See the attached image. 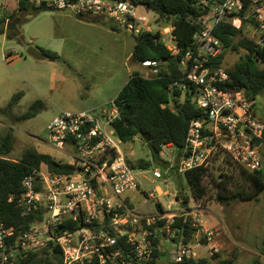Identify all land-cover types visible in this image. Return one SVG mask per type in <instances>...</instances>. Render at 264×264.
Returning <instances> with one entry per match:
<instances>
[{
  "label": "built area",
  "instance_id": "2783aa9c",
  "mask_svg": "<svg viewBox=\"0 0 264 264\" xmlns=\"http://www.w3.org/2000/svg\"><path fill=\"white\" fill-rule=\"evenodd\" d=\"M144 1L52 0L51 5L80 16L105 14L114 25L138 35L154 31L138 14L139 7H146ZM198 3L204 11L201 28L193 45L178 61L182 74L169 83L172 99L162 104L180 107L189 95L194 106L202 111L189 124L185 146L179 154V171L210 168L225 157L248 170L262 168L260 146L249 132L263 143L264 125L255 118L254 101L243 90L228 86L231 77L227 67L224 61L217 62L227 48L213 30L217 23L229 22L264 47V0ZM173 29L170 25L159 31L162 36H169L162 40L176 54L180 49ZM142 65L149 72H158L157 61L148 60ZM118 114L114 103L100 112L61 110L48 124L47 143L69 155V163L76 170L60 174L42 167L23 179L20 196L11 195L9 200H17L23 215L42 211V218L32 220L15 236V227L8 226L0 214V264H18L21 257L40 250L50 241L62 250L60 264H146L154 259L157 239L164 252L168 243L173 245L170 252L176 262L201 257L194 251L197 246L205 245L209 256L220 252L217 232L205 227V207H182L178 192L167 207L158 200L162 209L155 212L143 214L134 209L132 194L141 190L140 175L154 182L163 178V168L131 166L122 151L124 142L112 124ZM143 193L148 200L157 199L156 193L163 194L157 186ZM175 204L179 207L174 210ZM178 218L190 221V240L177 225ZM67 222H78V226L64 228Z\"/></svg>",
  "mask_w": 264,
  "mask_h": 264
},
{
  "label": "rangeland",
  "instance_id": "374dc122",
  "mask_svg": "<svg viewBox=\"0 0 264 264\" xmlns=\"http://www.w3.org/2000/svg\"><path fill=\"white\" fill-rule=\"evenodd\" d=\"M46 1L52 3V0ZM17 4V0H0V22L13 15ZM138 14L141 21L150 25L154 31L165 25L163 21L158 22L157 15L144 6L138 8ZM95 16L78 18L69 9L26 13L23 18L11 19V22L20 19L16 30L22 35L23 41L0 34V108L6 107L16 93H23L10 112L0 111V135L12 131L15 136L10 157L19 159L25 149L34 147L58 160L71 161L69 155L47 143L48 124L53 118L61 110L81 111L90 99V93L106 91L102 87L107 83L113 85L110 92H115L117 87L124 86L134 71L145 76L154 74L149 72L148 67L132 59L135 34L116 25L117 28H112L107 16H101V20L107 24L96 21L93 19ZM244 34L249 35L246 32ZM163 38L168 40L169 36L163 35ZM30 47L56 52L59 58L51 60L47 57H35L29 52ZM242 56L243 51L229 50L224 65L231 67L240 62ZM39 99L45 104L36 116L17 119ZM255 102V118L264 125V91L256 97ZM97 111L100 112V109ZM121 147L131 164H138L143 158L152 159L147 141L141 137L124 142ZM259 148L264 172V141ZM178 155L177 147L165 145L161 160L152 165L161 167L163 163L170 164L168 170L162 169L163 178L151 182L140 175L141 190L132 194L137 212L147 214L157 211L158 200L167 207L180 190H184L188 196L190 207L198 204L185 173L180 172L178 165L174 163ZM222 160L215 161L209 168L215 175L230 171L231 165ZM149 175L152 177V171ZM155 186L163 194L156 193L155 200L146 199L143 191H149ZM210 189L213 197L205 201V205L208 204L210 215L216 217L221 224L220 229H215L220 236L219 257H234L235 264H264V191L257 199L234 200L227 204L216 201L214 186ZM178 207L179 204H175L172 209ZM205 220L212 222L213 219L208 215ZM171 248L173 245L168 243L165 253L157 260L158 264H177L172 258ZM194 251L201 257L209 256L205 245L195 247Z\"/></svg>",
  "mask_w": 264,
  "mask_h": 264
},
{
  "label": "trees",
  "instance_id": "16d2710c",
  "mask_svg": "<svg viewBox=\"0 0 264 264\" xmlns=\"http://www.w3.org/2000/svg\"><path fill=\"white\" fill-rule=\"evenodd\" d=\"M18 6L11 17L23 18L26 13L36 14L40 11L55 9L47 1L36 3L34 0H17ZM76 1V0H69ZM248 3V2H246ZM144 5L157 15V21L164 22V27L172 25L173 33L179 53L168 50L162 40L159 30L143 32L135 36L136 43L132 53V59L138 63L145 61H157L158 72L152 76H145L139 71L132 72L128 81L114 99L119 114L113 120L117 136L128 142L141 137L143 133L150 134L147 142L151 160L141 159L138 164H131L134 168L148 169L153 163L161 160V152L165 145L171 144L178 148V154L185 146L187 130L192 119L202 112L196 108L188 95L180 107H162L172 99L169 91V83L174 77L182 74L178 61L186 49L194 43L195 35L200 30V20L204 16L201 4L198 0H145ZM113 28H117L113 25ZM213 33L227 48L226 53L217 61L225 60L229 50L243 51L241 61L228 67L231 77L228 86L231 89L243 90L251 100L264 91V47L257 45L253 39L246 36L242 29H238L229 22H219L214 27ZM0 34L7 38H16L23 41L22 35L17 30H9L6 26L0 27ZM47 58L55 60L59 58L56 52L42 49ZM22 92L16 93L8 105L0 108L1 112H10L17 103V98ZM174 102L175 99L173 98ZM44 101L36 100L29 111L17 117L18 120L36 116L44 107ZM15 144V136L12 131L0 135V214L8 226L15 227V236L32 220L41 219L42 211L29 216L23 215L22 208L17 200L10 201L11 195L20 196L23 179L46 167L49 171L60 174H72L76 167L67 161L58 160L50 154L39 152L36 148L25 149L19 159L9 156ZM230 165V171L215 175L209 168L199 167L185 172L192 194L198 205H205V201L213 197L210 193L214 186L216 201L231 203L234 200H253L264 191V172L262 168L248 170L241 164L225 157ZM186 195V193H185ZM186 199L189 201L188 196ZM158 208L162 205L157 203ZM177 225L182 228V234L186 240L193 235V228L189 220L177 219ZM78 222H67L64 228H74ZM151 229L154 228L150 226ZM156 240L154 259L146 264H154L164 254ZM264 252V251H263ZM62 262V250L53 241L48 242L43 248L31 251L26 257H21L18 264H60ZM177 264H235V258H220L218 253L213 256L186 258Z\"/></svg>",
  "mask_w": 264,
  "mask_h": 264
},
{
  "label": "crops",
  "instance_id": "0c3cea01",
  "mask_svg": "<svg viewBox=\"0 0 264 264\" xmlns=\"http://www.w3.org/2000/svg\"><path fill=\"white\" fill-rule=\"evenodd\" d=\"M18 6V4H17ZM17 9V8H16ZM15 9V10H16ZM60 10H64V9H60ZM67 10V9H66ZM71 11V10H70ZM72 12V11H71ZM73 13V12H72ZM74 15H76L78 18H82V17H86L87 15H96L93 19H96V21L102 23V24H107L106 21H104L103 19L101 20V16H107L105 14H86V15H77L75 13H73ZM108 17V16H107ZM109 18V17H108ZM11 19H13L11 16H7L4 21L0 22V27L2 26H6L9 25L11 22ZM16 19V18H15ZM110 22H111V27L113 28V23L111 21V19L109 18ZM4 36H6L5 34H3ZM128 81V79L126 80V82ZM125 82V83H126ZM124 85V84H123ZM123 86L121 87H117V89L115 90V92L112 91V93L110 92L113 88V85L111 83H107L105 86H103L102 88L105 89L106 91H102V90H97V91H93L90 93V99L88 100V102L86 103L85 107L81 109L82 110H89V109H94V110H99L102 111L104 109H109L111 108V105L114 102V99L116 98V96L118 95L119 91L121 90ZM255 100H254V110H255ZM165 164V163H164ZM207 205H204L205 207V213H204V224L205 227L210 228V229H220L221 224L220 221H218L216 219V217H213L212 215H210L209 213V209L207 208ZM211 216V218L213 219L212 222H207V220H205V218L207 216ZM220 236L217 235V238H219ZM220 239L218 240L219 246L220 244ZM221 248V247H220ZM159 259V258H158ZM157 259V260H158ZM156 264H158V262H155Z\"/></svg>",
  "mask_w": 264,
  "mask_h": 264
},
{
  "label": "water",
  "instance_id": "95a60500",
  "mask_svg": "<svg viewBox=\"0 0 264 264\" xmlns=\"http://www.w3.org/2000/svg\"><path fill=\"white\" fill-rule=\"evenodd\" d=\"M20 21V19H17L16 21H13L12 23H10L7 28L9 30H16V24L17 22ZM29 52L31 55L35 56V57H46V54L42 51V50H39L37 48H34V47H30L29 48ZM142 138L145 139L147 142L150 141V134L149 133H143L142 135ZM249 136L251 138L254 139L255 143L260 146L262 144V139L258 136H255V134L253 132H249ZM175 165H178L179 164V155L176 157L175 159ZM161 167L165 170H168L170 168V164L169 163H165V164H162ZM178 200L180 201L181 203V206L184 207V208H187L188 207V200L186 199V195H185V191L184 190H180L178 192ZM18 245V243H17ZM19 253V249H17V254Z\"/></svg>",
  "mask_w": 264,
  "mask_h": 264
}]
</instances>
